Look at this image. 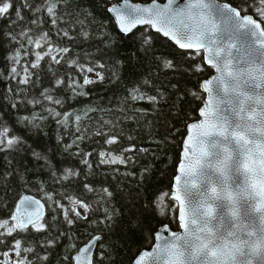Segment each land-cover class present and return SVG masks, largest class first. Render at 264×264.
<instances>
[{"label":"trees","instance_id":"1","mask_svg":"<svg viewBox=\"0 0 264 264\" xmlns=\"http://www.w3.org/2000/svg\"><path fill=\"white\" fill-rule=\"evenodd\" d=\"M122 1L125 0H68L65 4L59 0L55 25L46 11L38 14V26L31 24L36 16L25 11L28 27L33 31L20 36L19 41L0 36V126L7 125L10 136L18 135L25 142L19 146L22 151L0 153V170L11 173L0 178V220L14 223L10 218L18 201L24 195H33L46 204L45 221L49 225L39 232L30 228L27 232L0 236V263L15 255L14 242L20 239L22 247L34 249L24 254L33 264H74V255L99 235L105 247L97 248L96 253L103 255L95 253L93 264H134L140 252L154 246L159 226L167 223L171 230H181L178 205L169 215L168 198L161 201L158 193L173 192L187 129L200 119L197 110L202 105L187 91L211 78L214 69L207 67L204 73L164 69V60L187 69L196 63L189 58L195 52L179 49L151 28L123 35L109 13L112 6ZM130 1L149 4L167 0ZM218 1L243 7V15L254 16L264 27V16L257 12L259 0ZM35 3L39 5L41 0ZM66 10H74L83 23H75L74 17L60 18ZM7 24V20L3 21V25ZM64 30L69 32L68 36L63 35ZM44 32L49 39L41 41L42 47L27 43L28 39H40ZM142 32L153 37L148 55L138 50L141 45L137 37ZM50 48L70 51H53L51 55L60 61L56 63L44 55ZM17 51L20 58L13 65L10 58ZM36 53L44 58L38 67L32 68ZM204 57L202 52L200 58ZM72 60L77 63L72 64ZM13 66L19 73L15 78L10 72ZM80 66L94 67L96 71H81ZM25 70L30 74L29 84L21 82ZM97 72L105 79L99 80ZM85 78L96 82L85 85ZM58 80L64 83L58 85ZM145 80L149 83L145 84ZM141 94L155 96L156 102L132 98ZM180 94L184 95L182 100L177 99ZM48 95L51 100L46 98ZM56 100L61 103H55ZM173 105L179 107V117ZM184 112L193 119L184 118ZM113 136L117 142L107 144L106 139ZM33 149L44 153L51 166L47 161L36 160ZM102 152L107 155H100ZM112 155H122L127 163H101ZM68 169L78 175L65 178ZM21 174L23 179L19 178ZM73 199L82 200L90 208L74 205ZM154 199L156 206H151ZM159 206H165L164 215H158ZM105 208L113 215L119 214L111 226L106 221ZM65 210L75 218L74 223L65 219ZM76 211L88 216V220L75 217ZM134 218L143 220L146 231L131 229ZM45 255L48 260L43 259Z\"/></svg>","mask_w":264,"mask_h":264},{"label":"snow or ice","instance_id":"2","mask_svg":"<svg viewBox=\"0 0 264 264\" xmlns=\"http://www.w3.org/2000/svg\"><path fill=\"white\" fill-rule=\"evenodd\" d=\"M58 3L59 0H41L39 5L35 0H0V36L19 41L20 36L31 33L33 30L28 27L25 11L36 16L31 24L38 26V14L46 11L53 17L51 22L55 25ZM63 3L67 4L68 0H63ZM176 4L177 0H167L164 6L153 4L140 7L128 6L125 0V5L131 8L128 16H125L119 6L110 8V11L116 14L119 28L124 34L131 33L138 24H146L154 27L156 32L163 33L165 37H170L180 49L196 50L195 54L189 57L196 60V63L189 65L187 69L171 60L163 61L164 69L204 73L210 66L218 73L201 80L197 89L187 91L188 96L201 103L202 107L197 112L204 121L190 125L192 129L201 131L195 148L190 145L183 146L185 160L179 165L180 174L175 176V191L158 193L159 200L168 198L169 215H172L173 208L178 203V218L183 232L172 231L167 223L159 226L155 239L161 243L156 244L153 252L145 251L135 264H143L146 257L151 258V264H264V28H261V24L251 15L245 14L241 17L244 8L239 5L220 3L218 0H189L185 7H174ZM257 12L264 16V0H259ZM69 17H74L75 23H83L74 10H66L60 18L68 20ZM5 20L8 21L7 25H3ZM21 22L25 23L22 25ZM5 28L9 31H5ZM63 35L68 36L69 32L64 30ZM84 35L87 36L88 33L85 32ZM241 35L255 39L251 42H241ZM137 38L141 45L138 50L148 55L151 52L153 37L142 32ZM48 39V33L44 32L40 39H28L27 43L40 48L41 41L47 42ZM145 46H148L147 51ZM53 51L67 53L70 49L50 48L44 53L59 63L60 61L51 55ZM202 52L207 54L203 60L200 58ZM132 55L135 57V53ZM19 58L20 53L17 51L10 58L13 65ZM43 58V55L36 53V62L30 67H38ZM71 63L76 64L77 61L72 60ZM80 68L81 71L89 73L96 71L94 67ZM10 72L13 78L19 75L15 66L10 68ZM96 75L101 81L105 79L99 72ZM21 82L30 83L27 70ZM95 82L88 78L83 81L85 85ZM63 83V80L57 81L58 85ZM144 83L149 81L145 80ZM46 98L52 99L50 95ZM132 98L148 99L153 103L157 99L155 96L144 94L138 97L133 95ZM183 98V94L177 96L178 100ZM55 103L59 104L61 101L56 100ZM173 107L179 117V107ZM183 116L188 120L193 119L187 112H184ZM9 131L7 125L0 126V153L22 151L23 149L19 148L25 143L22 137L15 134L10 136ZM188 139L192 140V137L189 136ZM116 142L114 136L106 139L109 145ZM190 151L192 155H189ZM100 155L107 153L102 152ZM32 156L36 160L47 161L51 166V161L44 153L33 149ZM4 159L7 160L6 157ZM7 163L10 165V160ZM84 163L87 164L88 161L85 160ZM101 163L125 164L127 160L122 155H112ZM6 175L11 173L6 169L0 170V178ZM74 175L78 173L68 169L65 178ZM19 178L23 179V175ZM85 187L92 190L89 185ZM107 194L112 196L111 192ZM72 203L79 204L84 209L90 208L89 204L79 199H73ZM25 204L41 207L38 200L29 196H24L20 201L21 206ZM244 204H248L250 213H259L258 221L250 219L248 224L242 222L240 208ZM151 206H156L155 199ZM103 211L106 213L107 223L110 226L114 224L119 214L113 215L107 208ZM23 212L24 214L21 207L15 209V214L10 218L14 223L7 219L0 220V229L5 230L0 232V236L27 232L30 227L38 232L48 228V222L43 220L42 213H30L27 208H24ZM157 213L164 215L165 206L157 207ZM64 215L69 223L75 222V218L68 215V210H65ZM75 217L88 220V216L78 211L75 212ZM231 220L236 223L229 226L226 221ZM130 227L136 231H146L141 218L132 219ZM161 231L170 232L172 239L161 235ZM52 243L55 245V241ZM225 246V251L221 253L220 249ZM104 247L101 236L93 237L82 250L83 264H93L94 250ZM13 251L16 257H20L15 264H33L24 254L34 252V249L22 247L20 239L15 240ZM220 256L223 258H218ZM212 257L217 259H211ZM43 259L48 260V256L45 255ZM75 260L76 264H81L80 255H77ZM5 264L13 262L9 260Z\"/></svg>","mask_w":264,"mask_h":264},{"label":"water","instance_id":"3","mask_svg":"<svg viewBox=\"0 0 264 264\" xmlns=\"http://www.w3.org/2000/svg\"><path fill=\"white\" fill-rule=\"evenodd\" d=\"M188 2H189V0H177V4L174 5V7H177V6H179V7H185V6H187ZM218 2H219V1H218ZM220 3H223V2H220ZM153 4H159V5H161V6H164V5L167 4V1L164 2V3H163V2H159V1H155V2H152V3H149V4H141V3H135V2H132V1H130V0H127V5H128V6L136 5V6H140V7H149V6H152ZM117 6H119V7L122 9V11L125 13V16H128V15L130 14V12H131V8L125 5V1H122V2L119 3ZM109 13H110V15L113 17V19H114V21H115V24H116V26H117V28H118V30H119L123 35H126V36L131 35L132 33H134L135 31H137V30L140 29V28H151V29L153 30V32H155V33H157V34L163 36L164 38L170 40L174 45H176V44H175V41L172 40L170 37H165V36L163 35V33H158V32H156V29H155L154 27H151V26L146 25V24H138V25L136 26V28H134L133 31H132L131 33L124 34V33L120 30V28H119L118 20L116 19V14L113 13V12H111L110 9H109ZM243 16H244V15L241 13V17H243ZM252 17H253V19L257 20L254 16H252ZM257 23H260V24H261V28H264V27H263V24H262L260 21L257 20ZM257 31H259V30H257ZM254 39H255V37H251V36H243V35H241V42H251V41L254 40ZM176 46L179 48L178 45H176ZM238 46H239V45H238ZM179 49H180V48H179ZM181 50H183V51H188V52H196L195 49H181ZM206 55H207V54L204 53V56H205V57H206ZM208 67H210V66H208ZM215 75H218V73H216L215 70H214V75H213V76H215ZM203 121H204V118H203V117H200V119H199L198 121H195V123H198V124H199V123H202ZM190 125H191V124H190ZM190 125H189V127H188V129H187V134H186V138H185V141H184L183 146H184V145H190L192 148H195L196 145H197L198 134H199V132H200L201 130H200V129H192V128L190 127ZM189 136L192 137V140H189V139H188ZM189 155H192V152H191V151L189 152ZM184 160H185V157H184V152H183V149H182V154H181V160H180V163L183 162ZM180 163H179V165H180ZM179 165H178V169H177V175L180 174V171H179ZM174 191H175V180H174V185H173V192H174ZM24 196H29V197L34 198L35 200H38V201L40 202L41 207L37 208L36 205H29V204H25V205L21 206V205H20V201L23 199ZM24 196L18 201L16 208H17V207H21V208H22V214H24V212H23V209H24V208H27L28 212H30V213H34V212L38 211V212H40V213L43 214V220H45V218H46V216H47V206H46V204H45L40 198H38V197H36V196H33V195H24ZM177 204H178V203H177ZM14 214H15V213H14ZM222 214H223V213H222ZM240 215H241V220H242V222H243L244 224H248L249 221H250V219H256L257 221L259 220V213H256V214L250 213L248 204H244V205L240 208ZM226 222L229 223V226H231V225H233V224L236 223L235 220L226 221ZM30 228H31V227H30ZM30 228H29V229H30ZM172 231H173V230H172ZM177 232L182 233V232H183V228L181 227V230H180V231H177ZM160 234H161V235H166L169 239H172V237H171V233H170V232H163V231H161ZM159 243H161V241L155 239L154 246H153L151 249L144 250V251L140 252L139 255L136 257V259H135V261H134V264H135V262L139 259V257H140L141 255H143V253H144L145 251L153 252V251L155 250V246H156V244H159ZM86 245H87V244H86ZM86 245H85V246H86ZM85 246H84V247H85ZM84 247H82V248H81V249H80V250L74 255V257H73L74 264H76V260H75V258L77 257V255H80V256H81V264H83V253H82V250H83ZM96 250H97V249H95L94 252H93V263H94V258H95ZM143 264H151V258H150V257H146L145 260H144V262H143Z\"/></svg>","mask_w":264,"mask_h":264},{"label":"rangeland","instance_id":"4","mask_svg":"<svg viewBox=\"0 0 264 264\" xmlns=\"http://www.w3.org/2000/svg\"><path fill=\"white\" fill-rule=\"evenodd\" d=\"M11 260L13 262V264L15 263V261L17 260L16 255H9L8 261ZM0 264H5V263H0Z\"/></svg>","mask_w":264,"mask_h":264},{"label":"clouds","instance_id":"5","mask_svg":"<svg viewBox=\"0 0 264 264\" xmlns=\"http://www.w3.org/2000/svg\"><path fill=\"white\" fill-rule=\"evenodd\" d=\"M226 247H227V246H225V248H221V249H220V252L223 253V252L225 251ZM208 251L210 252L211 249L209 248ZM218 258H223V256H220V257H218ZM211 259H217V257H212Z\"/></svg>","mask_w":264,"mask_h":264}]
</instances>
